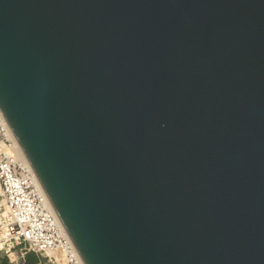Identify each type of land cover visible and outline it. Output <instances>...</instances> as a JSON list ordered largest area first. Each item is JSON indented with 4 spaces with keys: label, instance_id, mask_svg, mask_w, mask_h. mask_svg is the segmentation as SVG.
I'll use <instances>...</instances> for the list:
<instances>
[{
    "label": "water",
    "instance_id": "water-1",
    "mask_svg": "<svg viewBox=\"0 0 264 264\" xmlns=\"http://www.w3.org/2000/svg\"><path fill=\"white\" fill-rule=\"evenodd\" d=\"M0 111L85 264H264V0H0Z\"/></svg>",
    "mask_w": 264,
    "mask_h": 264
},
{
    "label": "built area",
    "instance_id": "built-area-1",
    "mask_svg": "<svg viewBox=\"0 0 264 264\" xmlns=\"http://www.w3.org/2000/svg\"><path fill=\"white\" fill-rule=\"evenodd\" d=\"M0 111V254L28 246L39 264H85Z\"/></svg>",
    "mask_w": 264,
    "mask_h": 264
},
{
    "label": "rangeland",
    "instance_id": "rangeland-1",
    "mask_svg": "<svg viewBox=\"0 0 264 264\" xmlns=\"http://www.w3.org/2000/svg\"><path fill=\"white\" fill-rule=\"evenodd\" d=\"M28 249V246H22L12 249L9 254H0V264H39L41 261L45 262L42 257L29 252ZM58 260L59 264H62L61 259L58 258ZM47 264L53 263L48 262Z\"/></svg>",
    "mask_w": 264,
    "mask_h": 264
},
{
    "label": "bare ground",
    "instance_id": "bare-ground-1",
    "mask_svg": "<svg viewBox=\"0 0 264 264\" xmlns=\"http://www.w3.org/2000/svg\"><path fill=\"white\" fill-rule=\"evenodd\" d=\"M20 155L26 159V162H27L29 168H30L31 171L36 175V173H35V171H34V169H33V167H32V164H31L29 158L27 157V155L25 154V152L23 151L22 148H21V150H20ZM36 177H37V176H36ZM83 262H84V261H83Z\"/></svg>",
    "mask_w": 264,
    "mask_h": 264
}]
</instances>
